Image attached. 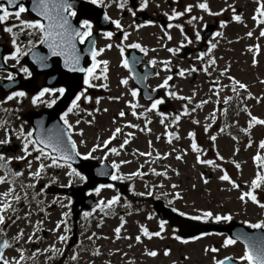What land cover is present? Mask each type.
<instances>
[{
	"label": "rangeland",
	"instance_id": "1",
	"mask_svg": "<svg viewBox=\"0 0 264 264\" xmlns=\"http://www.w3.org/2000/svg\"><path fill=\"white\" fill-rule=\"evenodd\" d=\"M193 2V14L198 19L192 22L191 15H188V19L183 20V22L185 21L184 23L188 24L191 21L189 24H192L187 33L181 32V27L174 26L171 28L174 39L168 45L174 49H179L182 44L187 42L185 36L189 38V35L192 37L197 32L200 33L205 21L214 22L216 18L224 20L223 17H227L229 20L224 23L223 27L221 25L220 27L218 26V32L222 33V35L214 41L216 47L208 55L210 59L215 60V64L208 62L202 65L197 56H189L187 58L193 57L191 63L186 58L177 57L174 58V63L168 64L167 68L163 71L160 70L156 76L157 79H155L153 87L155 84L161 85L168 76H171L174 71L176 72L172 86L165 87V90L170 92L167 98L171 103H174L176 109L166 112L155 110L152 115L156 118L148 125L150 132L156 130V133H159L162 132L161 126H164L165 122L171 119V129L175 133L174 140L171 143H166L158 140L160 137L158 134L153 136L151 134H144V130L141 127L147 123V120L146 118H142L141 114L134 116L132 113L135 110H130L131 113L126 115V117L125 115L124 117L119 115L121 111L126 110V103L122 97L127 95V91L124 86L114 83L118 80V77L121 80L126 79L128 74L124 71L123 66L116 63L118 61V51L116 49L109 51L104 58L109 59L111 63H116L113 69V65H110L108 70L112 71L110 75L112 86L117 88L112 89L111 87L110 90L114 94H105V102L101 100L97 104V99L93 100L96 107L100 110L106 106L109 110L107 113L105 111L100 112L101 115L98 118L99 124L96 125L95 120L94 125L99 135H101V130L105 131L104 136L117 127L121 128V133L114 139V142H116L114 146L117 143H123L125 139H128L131 143L143 134L141 145L133 144L138 148V152L131 149L133 146L122 152L125 153L127 158L133 159V166L130 170L136 168L137 161L142 157L139 155L141 153L140 149L144 151L149 149L148 139L151 138L153 141L158 140L161 151L159 159L153 160L150 156L143 164L155 171L160 169L165 171L166 175L157 176L152 183L160 184V192L168 195L170 203L184 214L197 216L211 210L214 213L219 212L221 216L225 212H230L232 218L245 224L247 220L250 222L263 221L262 212L264 209L248 198L245 201H241L239 197L244 191L249 189V180L252 175L254 178L255 166L251 161V156L254 151L260 150L259 143L264 140V125H255V132L250 130L248 138L242 139L241 142L238 139L233 140V134L231 133L227 135L225 131L219 132V125L224 121V118H221L217 122L219 125L209 130L206 134L202 133L199 126L205 120H210L211 111L217 103L219 108H221V102L223 103L224 99L234 92L239 93L237 96L240 98L241 104L246 108L237 109L236 113L225 111L223 108L219 110L220 115L218 119L222 113L227 114L226 118L229 124L232 125L229 130L241 132L242 129H245L248 121L251 120L249 113L252 116L264 119V36L260 35V30L264 27V24H258L257 20L253 19L257 15L256 9L260 0H193ZM204 2L209 5V11L207 12L198 7L200 3ZM182 10H184V7ZM114 13L117 17L121 18V25L126 24L127 27L129 22L126 20V13L122 10L114 11ZM213 13H219V15H214ZM237 15L240 16L239 21L235 17L233 18V16ZM154 31L158 33L157 39L162 36L157 42H160V45L166 43L167 39L163 37L162 32L159 30ZM180 32L182 33V37L179 34ZM249 32L252 33L251 36L248 35ZM147 33L150 36V29H148ZM145 34L146 31H142L141 35ZM32 39L34 40V37ZM111 40L115 39L110 38L107 43ZM167 56L168 53H165L164 50L162 57L165 58ZM193 68L196 71H192ZM205 68H207V72L204 71ZM218 68H224L225 71L228 68L226 78L222 79ZM181 70L184 71L183 76L179 75ZM207 74H210V78L206 76ZM218 77L220 78L218 82H212L213 79L217 80ZM234 81H240L246 85V88H239ZM234 88L236 91H233ZM217 92L219 95L214 97L213 95ZM172 93L176 95H172ZM187 96H190L192 99L190 100V97L187 98ZM115 97H119V99H113ZM179 97H185L186 99H180ZM15 102L23 113L47 106V104L43 103L39 105L33 104L32 99H29V97L23 103L21 100ZM175 110L183 115L180 120L182 122L181 125H179V122L178 124H173ZM185 110L189 113L188 115L183 114ZM135 112L144 113L141 110ZM243 112L248 114L245 116ZM72 117L76 120L74 112L72 113ZM161 120L164 122L161 123ZM124 121H129L130 125L132 123L139 125L133 129L137 134V138L132 139V136L129 137V132L127 131L125 135L123 129ZM194 121H198L199 123H194ZM189 129H195L200 134V137L197 138V145L208 156V160H213L216 152L224 159L229 160L223 163L222 168L230 170L232 174L228 173V175L232 181H235L239 185L238 188L233 187L228 181H222L218 178V176L224 175V171L221 168L222 161L216 160L215 163L218 167H214L212 171L207 170L203 165H198V168L194 167L197 153L187 147L188 139L185 137L189 134ZM177 136L179 137L178 139L176 138ZM213 136L216 137L215 141L211 139ZM250 142L254 146L253 149L248 148ZM237 143L240 145V151L238 152L235 150ZM177 157H181V159H177ZM235 157H238L243 162L242 170L233 166L232 158ZM53 173L57 175L58 182L63 183L55 170H53ZM51 176L52 174L48 173L38 180H32V184L35 187H28L27 190L19 188L18 193H15L21 196L19 202L11 199L12 208L5 213L6 223L0 225V229H2L0 235L5 233L10 238L11 247L6 250L5 257L12 261V264H16V261H19L20 264H52L57 260L59 254L66 251L73 229L72 212L69 211L70 207L59 203L53 206L50 203L53 197L48 196L44 190L41 191V188L38 187V183L40 182H44L46 185H51V183L55 182ZM205 180H207V183H205ZM20 181H25L24 184L27 183L26 180L20 179ZM172 185H176V187L173 188ZM4 190L5 185L0 184V193H4ZM105 190L106 192L103 194V201L105 202L118 196L117 190L114 191L111 187H107ZM177 193L179 197H177ZM260 195L264 197V190L260 192ZM136 208L137 210L130 212L129 215H126V219L120 222L121 224L123 223V227L121 228L119 239H117L115 231L114 234L111 232L112 226L119 222L113 223V219L109 217L108 223L104 227L107 237L98 239V242L89 241V251L81 252L80 256L76 255L78 249L71 247L68 251L67 263L216 264L217 260L226 255L231 254L234 257L240 258L245 252L243 245L239 242L225 247L224 241L226 236L223 235L207 234L194 241L177 239L176 233L178 228H172L169 224H164V228L161 230L160 222L154 210L148 204H138ZM29 213L30 215L26 217V214ZM64 213H68V216H64ZM13 215L16 220L13 219ZM15 215L20 217V219H17ZM62 220L66 221L67 228L70 230L65 231V226L62 224L59 231H53L57 223ZM39 221H43V223L38 224ZM117 227H121V225L115 226L114 230ZM142 227H146L153 233L160 232L161 235L146 239V236L142 235ZM21 230H23L24 235L17 240L16 237ZM43 230L47 231L46 235ZM59 235H67L68 240L63 243L60 242L58 239ZM29 236L33 237L32 242H28ZM137 236L141 237V244L145 245V247L137 245ZM184 241L187 242L185 243ZM53 245L56 249L60 250V253L51 250V246ZM212 248H216L219 251L212 252ZM18 249H21L23 252L22 260L20 259L21 252ZM97 251L99 254H95ZM148 251H156L157 255L155 257L149 256L147 254ZM165 251L169 254L165 255ZM74 255L76 256L75 260L71 259Z\"/></svg>",
	"mask_w": 264,
	"mask_h": 264
},
{
	"label": "snow or ice",
	"instance_id": "2",
	"mask_svg": "<svg viewBox=\"0 0 264 264\" xmlns=\"http://www.w3.org/2000/svg\"><path fill=\"white\" fill-rule=\"evenodd\" d=\"M90 2L93 5H103L105 3V0H90ZM6 5L4 3H0V24H6L11 17H15L16 20L19 21V25H13V26H8L4 28V31L8 33H13V27H18L19 31L21 33L27 31L28 36L30 39L28 40V43L26 46H22V44L17 43V34L13 33V46H14V52L9 55L3 57L4 62L6 63L9 59L15 60L17 63L20 62V59L24 56L31 55L33 61L36 63L40 64L42 67H46V61L48 60L47 56L40 55L39 53L34 51V48L36 47V43L46 45L50 50H51V55L52 56H61L63 57L64 60V67L69 71V72H82L85 73V79H84V84L91 88L95 87L92 83L93 80H98L103 77V79L107 80V72H108V64L109 62L107 60H97V57L100 56L104 49H97L95 47V41L91 40V45L92 47L89 49L91 59H92V64L88 68L81 67V50L77 47V44H85L86 42L89 41V38L93 36V25L90 23L88 20H83L79 27H74L73 24L71 23L72 17L77 16V12L73 10L74 5L71 3V0H34V7L32 11H35L37 16L41 17V19L35 20V21H24L21 19V16L24 12H26L28 9L25 8V6L20 3V0H6ZM121 8H124V3H121L119 5ZM143 7H147V0H144ZM200 9H203L204 11H209V5L204 2L200 3L198 5ZM17 9L14 12L11 11L10 9ZM186 12H191L192 11V6L189 5L186 9ZM257 15L253 17L254 20H257L258 24H264V0H260L258 3V7L256 9ZM135 15V12L132 13ZM214 15H219V13H213ZM184 15L182 12H173L171 16H169L170 20H175L178 17ZM105 19H109V17L105 16ZM198 19L197 17L193 16L191 18L192 21ZM235 19L237 21L240 20V16L237 15L235 16ZM112 23L115 24L117 29H121L122 25L119 20H114ZM191 23V21H189ZM221 26H224V22L221 23ZM169 28L173 27V25L169 24ZM176 27H180L179 25H176ZM181 32H183V28L181 27ZM37 34H39V39L38 41H34L32 37H35ZM128 33H124V39L126 40L128 38ZM216 36L222 35V33L217 32L215 33ZM249 36L252 35L251 32L248 33ZM261 36H264V30L261 31L260 33ZM105 36L107 38H111L113 36L112 32H107L105 33ZM168 39H172L171 36H168ZM185 39L187 40L188 44L192 43V40L188 39L187 36H185ZM201 36L200 33H196V40H200ZM182 47L184 46L183 44L181 45ZM108 48H111L112 45L109 44L107 46ZM117 47L120 48L121 55L123 56L124 53V48L121 47L120 45H117ZM131 48H139L142 52H146V49L142 48L140 44L138 43H133L130 45ZM216 44L213 43L211 45V48H215ZM211 48L209 50H211ZM169 52L175 53L178 51V49H172L169 48L167 49ZM203 53H201L197 58L198 59H203ZM136 58L133 57V63H136ZM153 65H155L157 62L155 60L151 61ZM165 64V68H167L168 61L163 62ZM212 64H215V60L211 61ZM102 65V67H101ZM122 66L126 69H129L131 71L132 69L129 66V61L128 59H124L122 61ZM99 69V75L97 74V70ZM20 71L27 73L29 76L31 73L29 72L27 67H22ZM192 71H196L195 68L192 69ZM205 72H207V68L204 69ZM223 74V73H222ZM179 75L183 76L184 71L181 70ZM172 76H168L162 85L160 87H167L168 86V81L172 80ZM7 79L9 81L14 80V76L12 73H9L7 76ZM231 79V78H230ZM235 84L239 86V88L244 89L246 88V85L243 83H240L239 81H234ZM121 84L127 85L128 80L127 79H122ZM103 87H107V85H102ZM66 89L63 87H60L58 89H50V88H44L40 91V93L33 97L32 103L37 104V103H46L48 107H52L54 104H56L57 100L52 99L50 101H46L43 98L46 95H51V96H56V94H59V97L64 96ZM87 91V88L80 92L78 95L75 96V98L72 100L71 106L65 111L61 117L60 120L63 122V126L56 125L52 128L44 129L43 125L41 124L40 126V132L38 135L34 137V134L32 131H28L25 133L23 127L19 130L17 133V138L22 139V152L24 155L22 156H17V157H5V155L0 154V168H6L7 164L11 162L12 159L16 160H27V166L29 171V175L33 179H39L41 178V174L45 172L47 168L50 167H64L67 166L68 168L71 169L69 172L70 176H75L78 177L80 180H85L86 177L81 175L79 171H77L75 168H72L71 161H73L75 158L81 157V153L77 150V143L75 140L72 139V132L74 129V125L71 124L68 120V115L69 113H73L77 110L80 109V101L81 99H85L87 101H91V97H88L85 95V92ZM233 91H236L234 88ZM131 95L133 97H136L138 95V92L136 90H133L131 92ZM172 95H175V93H172ZM216 95H219L217 92ZM26 96V93L24 91H16L13 92L11 95L7 96V100H13L16 98H23ZM58 98V97H57ZM180 99H186L185 97H179ZM113 99H119V97H115ZM231 97L225 98L223 103L227 104ZM100 100L97 99L96 103L99 104ZM163 103L162 100H156L154 103H152L151 108L148 109V111H152L154 109H157L158 105ZM206 103V101H205ZM138 105L137 104H131L130 107L135 109ZM96 111H99L97 109ZM107 111V109H105ZM89 115H92L91 112L88 113ZM134 116L137 115L135 111L132 113ZM184 115H188L189 113L187 110L183 113ZM121 117L125 115L123 111L119 113ZM251 120L249 122V128L254 127L255 125H264V119H260L256 116H252L251 113H249ZM214 118V117H213ZM175 119L178 121L180 119V116H176ZM164 121L161 120V123ZM77 124L80 123L79 120L76 121ZM88 123H91V121H88ZM194 123H199L198 121H194ZM2 126V125H0ZM128 127H136V125H128ZM207 131V128L205 129ZM121 128L117 127L113 133V135L108 139L103 142V144H96L86 155H83L84 160H88L92 157V153L96 152L98 149L101 148H107V146L111 143L112 140L116 138L118 134L121 133ZM223 131V129H221ZM80 135H83V132L81 131L79 133ZM192 139L193 143L191 145V148L194 152H199L201 149L198 147V145L195 142V133H190L189 134ZM128 136L131 137L132 133H128ZM169 140L168 142H172L173 138V133H168ZM177 139L179 138L178 136L176 137ZM213 141L216 140V137L213 136L211 137ZM11 139L10 135L7 134V129H6V137L3 140H0V145H6L10 144ZM129 140L125 139L123 144L120 145L121 148L124 147V145L128 144ZM151 143V142H150ZM251 144H249V147ZM259 148L261 150H264V141H260L259 143ZM31 149V150H30ZM109 151L113 154L119 155V152L115 147L109 149ZM36 152L38 155L35 156V161L38 162V168L36 171H31L32 168V160H28L29 156H32V153ZM141 156H151L152 153H139ZM177 159H181V157H177ZM198 162L201 164H207L213 167H218L216 165L214 160H200L199 157L197 158ZM219 159H223V157H219ZM254 161L257 162V167L259 171L256 172L255 178L251 181V190L246 191L242 193V195L239 197L241 201H245L246 198L251 200L253 203L258 204V206L262 209H264V203H261L257 199V195L253 194L256 189H261L262 186H264V155H261L260 153H257V155L253 158ZM44 161H50V163H45ZM121 163H129V161H122ZM120 165L113 163L112 168L116 169L117 171L119 170ZM236 167L239 168L240 165L236 164ZM153 172L155 175L160 176V175H166V173H161V172H156L153 169ZM100 175H105L103 171L99 173ZM12 176L14 177H19L23 175L22 171H17V172H12ZM131 175H144V173H133ZM112 180H120L122 177L117 174L111 175ZM222 181H228L229 183L232 184L233 187L238 188L239 185L235 183V181H232L229 175L225 172L224 175L220 177ZM10 183L12 184L13 181H9L6 176H0V184L3 183ZM205 183H207V180H205ZM22 188L24 187H35L34 184L32 185H21ZM103 187V186H102ZM107 187H112V185H107ZM173 188L176 187V185H172ZM43 191V189H41ZM96 193L98 194L100 192V188H97ZM152 193L149 192L148 195H151ZM140 195H144V193H140ZM14 199L16 202H19L21 200V196L15 194V188L10 187L8 191L4 193H0V225H4L6 223V216L5 213L8 212L9 209L12 208V203L9 198ZM177 197H179V194L177 193ZM120 200L119 196L114 197L113 199L105 202V201H100L98 207H100L101 211H104L105 209H110L113 205L118 203ZM175 211V209H173ZM181 215H184V213H180ZM29 214H26V217ZM90 213H84L85 217H88ZM64 216H68V213H64ZM151 218V217H149ZM17 219H20V217H17ZM191 219L193 220H208V219H213L217 222L220 221H231L232 216L231 215H214L211 211H206L203 212L202 215H197V216H192ZM15 223V221H13ZM43 221H39L38 224H42ZM247 223V222H246ZM65 226V231H69L70 229L67 228L66 221L62 220L57 223L56 228L53 231H59L61 228V225ZM123 227V223L121 224V227H117L114 231L116 233L117 239L120 238V232L121 228ZM248 227L251 229H264V221H260L257 223H250L248 224ZM161 230L164 228V222L162 221L160 224ZM2 231V229H0ZM141 232L143 236L148 237L151 239L153 236L159 237L161 235L160 232H149V230L146 227L141 228ZM24 232L21 230L16 239L19 240L21 237H23ZM34 235V234H33ZM199 237H197L198 239ZM33 237L29 236L28 237V242H32ZM60 242H66L68 240L67 235H59L58 237ZM91 239V237H90ZM179 239V237H177ZM137 242H141V237L137 236L136 237ZM243 241L245 243V252L244 254L239 258L242 262H246V264H264V236H250L246 233H240L236 235L235 238L233 237H228L224 241V246H230V245H235L237 241ZM185 243L187 241H184ZM11 245L7 240L3 241L2 244H0V264H12V261L7 259L5 257V254L3 252V249L9 248ZM51 250L57 253H60L59 249H56L55 246H51ZM18 251L21 252V257L20 259H23V252L21 249H18ZM207 251V249H206ZM212 252H217L219 251L216 248L211 249ZM99 252L97 251V253ZM149 256L155 257L157 255L156 251H148L147 253ZM169 253L165 251V255H168ZM73 260L76 259V256H72ZM227 260L231 261L232 258H226ZM16 264H20L19 261H16ZM216 264H225V260H217Z\"/></svg>",
	"mask_w": 264,
	"mask_h": 264
},
{
	"label": "flooded vegetation",
	"instance_id": "3",
	"mask_svg": "<svg viewBox=\"0 0 264 264\" xmlns=\"http://www.w3.org/2000/svg\"><path fill=\"white\" fill-rule=\"evenodd\" d=\"M90 2V0H87ZM184 1H186L184 3ZM0 3H4L5 6L6 5V0H0ZM121 3H124V8H121L119 5ZM144 4V0H117L116 2H114L113 0H105V3L103 5L97 4L98 6L104 7L106 10H108V12L111 11H120L122 10L123 12L126 13V20H128L129 24L126 27V33H130L131 30H136L138 32H141L143 30H147L150 29L152 31L154 30H166L169 31L171 28H173L174 26L177 25L178 17L175 20H170L169 16H171L175 10V12H182V8L184 7V9L186 8L187 4H188V0H147V7H143ZM11 11H15L17 9L13 8L10 9ZM135 12V15H133L132 13ZM161 16V18H159ZM138 17H145L146 19L144 20H137ZM151 19H147L150 18ZM21 19L24 21H33L35 20L28 11L24 12L21 16ZM118 19L117 15L114 16V18L112 19V21ZM217 22V21H216ZM92 23V22H90ZM162 24H164L165 29L163 28ZM171 24L173 25V27L169 28L168 25ZM13 25H19V21L16 20V18L13 16L10 18V20L6 23V24H0V57H5V56H9L13 53L14 51V46L12 43L13 40V33L17 34V42H21L22 46H26L28 43V40L30 39V37L27 34V31L21 33L19 31L18 27H13V33H8L6 31H4L5 27L8 26H13ZM93 25V31L96 29V27ZM152 27V28H149ZM189 29V27H187V29L185 30V32H187ZM108 32H112L113 36L118 37V35H120L119 37L124 35V30L122 29H117L115 24L113 23V27L110 31ZM18 33H21L22 36L20 37L18 35ZM105 33H101L103 34V36L105 37ZM182 37V33H179ZM129 36V35H128ZM201 36V35H200ZM172 37V36H171ZM168 39V36H167ZM190 40H192L191 44H187L184 45L182 50H187L189 52H191V56H193L194 54H201V53H205V51L202 50V45L203 42H201L200 40H196V36L190 37ZM171 40V39H170ZM168 39V43L170 41ZM213 40V38H212ZM133 43H138L137 41L134 42L133 40H131V44ZM206 43V42H205ZM130 44V45H131ZM207 44V43H206ZM127 43H126V53L128 54L130 49H135L137 51H141L139 48H131L130 46L127 47ZM207 48H208V44H207ZM206 48V49H207ZM209 51V50H208ZM142 52V51H141ZM143 53V59L149 63L152 64L148 59H146V53ZM178 57L184 58L186 56H184V52L182 53V55H178ZM183 56V57H182ZM192 58L191 57L189 60L187 59V61L192 62ZM185 59V58H184ZM173 79V78H172ZM172 81V80H171ZM13 101V100H12ZM13 105L15 106V103L13 102ZM2 105V102L0 100V125H3L4 121H14V125H15V129L11 130L8 129L7 127L5 128V130L2 128V126H0V140L5 139L6 137V129H7V134L10 135V139H11V143L10 144H6V145H0V154L5 155V157H17L18 155V148L23 145L22 144V139L21 143L19 142L18 138H17V133L19 132V130L21 129V123H23L22 127L26 132H28L26 129H28V125L26 123H24L22 120H19L17 117H14L13 114L11 112H9L7 109H4ZM14 113L16 115H19L21 110L19 108L14 107ZM17 143V146L14 144ZM16 146V149H14ZM27 162V160H22V164L20 165H16V167L14 168V172L17 171H22L23 170V165ZM14 164V159L11 160V162L9 164H7L6 168H0L1 172H5L8 175L9 179H13L15 178L14 176L11 175L12 171L11 168L14 166L12 165ZM15 186H17V183L14 182ZM64 260L65 258L57 263V264H64Z\"/></svg>",
	"mask_w": 264,
	"mask_h": 264
},
{
	"label": "water",
	"instance_id": "4",
	"mask_svg": "<svg viewBox=\"0 0 264 264\" xmlns=\"http://www.w3.org/2000/svg\"><path fill=\"white\" fill-rule=\"evenodd\" d=\"M71 3L74 5L73 8H77L78 12H79L78 16H76V18H74V19L70 18L71 19V23L73 24L74 27L78 28L79 27L78 23H79L80 18H82V17H90L91 16L90 14L92 13L93 10L85 12L83 10V8H82L83 4L80 1H77V3H78L77 4L75 1L71 0ZM31 8H32V6H31ZM103 15H104V18L96 19L94 17V19L97 22L98 27L100 29H106L107 28V27H105V25H101L100 23H98L99 20H107V19H105V14H103ZM95 38H96V34H94L91 38H89V41L86 42L83 46L81 44H77V47L81 50V57H82V59H81V67L86 68L87 65L90 64L91 61H92L89 49L92 47L91 40L95 41ZM42 47H46V46L45 45L41 46V48H40V53L41 54L43 53ZM56 57L58 58V60L55 57L52 58L53 68L49 70L50 71L49 73L45 74L46 80L49 77H51V76H53V78H54L56 74H62L64 72L68 71L64 67L63 57H61V56H56ZM128 61H129L130 68L132 69L133 75L135 77V81L139 80V79H137L136 74L133 71V68L137 67V64H133V60H132V56L131 55L129 56ZM34 72L35 73H41L35 67H34ZM70 73L73 75L72 78H76L77 79L76 81H72V80L66 78L63 75L60 77L61 79L65 80L68 83V87H69L68 92H67L66 96L63 99V104L59 105L60 106L59 108H61V109L65 108V106L68 104L69 100L72 98L73 94H75L76 91L78 90L77 88H79V86L82 83L81 82V75H83L82 72H70ZM148 74L149 73H146L143 76L142 79L146 78L148 76ZM70 82H72V83H70ZM137 82H138L139 86L142 87V94L146 98H148L149 100L151 98H154L155 95L150 94L148 89H146L144 87V81L143 80H140V81H137ZM61 109H57V111L54 112V118H56L57 120H58V112H60ZM94 167H95V165H92V168H94ZM80 200L81 199H79V201ZM79 201L76 203L75 206L78 205ZM155 206H156V209L158 210V212H159V214L161 215L162 218L168 217V218L171 219L172 224H178V225L181 226V232L180 233L183 236L196 235V234H199L202 231H211V230H216V231H221V232L226 231V232H229L234 237H236V235H238L240 233L248 234V231H247L246 228H244L243 226H241L239 224H236V223H232V224H229V225L197 224V223L193 222L191 219H183L178 214L174 213L171 209L166 208L162 201H156L155 202ZM186 225H189L188 229H186V227H185ZM3 241H5V240L4 239L1 240L0 244H2Z\"/></svg>",
	"mask_w": 264,
	"mask_h": 264
}]
</instances>
